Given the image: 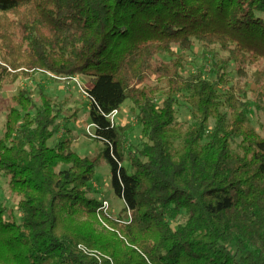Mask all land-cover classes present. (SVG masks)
<instances>
[{
	"label": "trees",
	"instance_id": "obj_1",
	"mask_svg": "<svg viewBox=\"0 0 264 264\" xmlns=\"http://www.w3.org/2000/svg\"><path fill=\"white\" fill-rule=\"evenodd\" d=\"M194 41L228 55L212 80L182 74ZM260 63L264 0H0V92L37 71L87 78L93 138L105 146L91 158L67 138L48 146L59 108L41 86L11 96L0 178L22 217L0 206V264H264V129L248 118L252 97L264 105V66L247 77ZM127 101L140 148L126 149L129 127L109 119ZM100 159L130 213L123 224L88 194Z\"/></svg>",
	"mask_w": 264,
	"mask_h": 264
},
{
	"label": "rangeland",
	"instance_id": "obj_2",
	"mask_svg": "<svg viewBox=\"0 0 264 264\" xmlns=\"http://www.w3.org/2000/svg\"><path fill=\"white\" fill-rule=\"evenodd\" d=\"M173 50L176 52L177 48H173ZM211 53L216 54V57L208 52L204 53L200 44L194 41L192 49L182 52L184 56L182 74L188 76L201 72L204 78L212 80L214 76L211 71L213 70L215 59L216 61H220L221 59L227 58L228 55L218 48H213ZM158 59L165 63L169 62L164 56H159ZM263 66L264 63H260L253 68L249 67L247 69V77H250L253 71L262 69ZM226 71L230 78L243 81V78L236 74L233 64H230L226 68ZM77 78L78 81L76 83L37 71L30 78L20 77L13 82L11 80L8 83H4L3 90L0 92V137L3 133L5 117L7 108L10 105L11 96L16 94L20 88H27L35 92L41 86L51 98L53 104L59 108L57 123L60 130L48 141V146H53L59 138H67L72 141V149L81 157L91 158L101 153L105 146L102 142L93 138L95 128L91 124L89 116L91 101L85 94L86 90L90 87V82L82 76H77ZM34 98L36 103L39 104L36 94ZM251 100L248 118L257 133L263 136L264 105L260 102H255L253 97ZM131 109L132 105L128 101L125 102L113 120L116 126L129 127L123 137L126 149L140 148L146 142V139L141 135V128L138 125L136 113ZM176 118L184 127L192 124L189 107L182 98L178 99L176 105ZM123 166L129 171V164L127 162H124ZM110 181V166L104 159H100L95 171V178L90 184L88 194L100 202L106 200L109 203V210L106 216L115 220L118 224H123L127 219V215L124 212L125 205L122 199L114 194ZM18 203L19 200L8 190L6 178L2 176L0 178V206L6 209V219L9 214L14 217L17 223L20 222L22 217ZM173 226L176 227V224H173ZM95 228L101 232L110 229L109 225L103 219L97 220Z\"/></svg>",
	"mask_w": 264,
	"mask_h": 264
},
{
	"label": "built area",
	"instance_id": "obj_3",
	"mask_svg": "<svg viewBox=\"0 0 264 264\" xmlns=\"http://www.w3.org/2000/svg\"><path fill=\"white\" fill-rule=\"evenodd\" d=\"M62 80H70V81H73V82H76V83H77L78 78H77V76H72V77L64 78V79H62ZM85 94H86L87 97H88L87 92H86ZM117 113H118V111H113V112L111 113V115L109 116V119H110L111 123H114L113 120H114V118L116 117ZM93 137H94V134H93ZM100 203H101L100 211L102 212V214L107 215L108 210H109V203H108L106 200H103V201H101ZM126 215H127V219H126V220H129V219H130V213L127 212ZM126 220H125V221H126ZM125 221H124V222H125Z\"/></svg>",
	"mask_w": 264,
	"mask_h": 264
}]
</instances>
